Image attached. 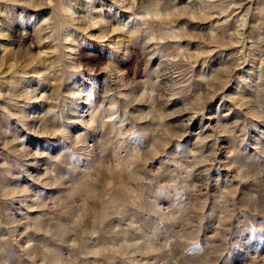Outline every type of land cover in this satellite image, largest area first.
I'll use <instances>...</instances> for the list:
<instances>
[{
    "label": "clouds",
    "instance_id": "1",
    "mask_svg": "<svg viewBox=\"0 0 264 264\" xmlns=\"http://www.w3.org/2000/svg\"><path fill=\"white\" fill-rule=\"evenodd\" d=\"M0 264H264V0H0Z\"/></svg>",
    "mask_w": 264,
    "mask_h": 264
}]
</instances>
